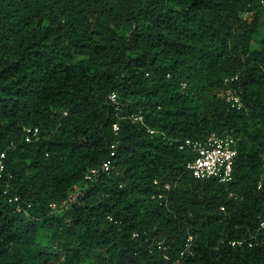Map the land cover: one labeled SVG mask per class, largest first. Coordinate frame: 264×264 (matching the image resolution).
<instances>
[{
  "label": "trees",
  "instance_id": "16d2710c",
  "mask_svg": "<svg viewBox=\"0 0 264 264\" xmlns=\"http://www.w3.org/2000/svg\"><path fill=\"white\" fill-rule=\"evenodd\" d=\"M212 134L237 139L229 184L179 147ZM2 152L0 264H264L262 0H0Z\"/></svg>",
  "mask_w": 264,
  "mask_h": 264
},
{
  "label": "built area",
  "instance_id": "2783aa9c",
  "mask_svg": "<svg viewBox=\"0 0 264 264\" xmlns=\"http://www.w3.org/2000/svg\"><path fill=\"white\" fill-rule=\"evenodd\" d=\"M262 5L264 6V0H262ZM238 77L230 79V81L237 80ZM229 79L227 83L230 82ZM221 97L234 109H240L243 107V101L239 94H237L232 88L228 87L219 91ZM111 103L117 108L120 109L121 103L117 93H112L109 96ZM130 119L135 123H144L145 117L141 113H135L130 115ZM113 131L116 135H119L120 125L118 122L114 123ZM38 128H28L26 131V141L32 142L39 135ZM150 134H155L156 131L149 129ZM238 142L237 139L232 135L220 136L217 134H212L206 140H192L187 139L180 142V149L186 150L189 149L195 153V158L188 162L187 169L196 179H216L220 183L229 184L233 182L234 179V166L236 158L238 156ZM117 145H113L110 156L105 160L99 168H93L86 174V181L95 182L103 173H109L113 166V158L116 155ZM6 152L0 154V195L8 194L7 188H3L1 181L4 178V175L7 170L6 165ZM155 185L159 188V192L155 193L152 198L159 200L162 205H169V202L173 196L175 186L172 183H161L160 181H155ZM261 187V183L259 185ZM16 201V199L14 200ZM9 202H13V199H9ZM52 207H55L52 205ZM110 221H114L113 217H109ZM116 224H119L118 221H115ZM259 232H264V218L261 219ZM252 236L250 241L245 240H235L230 242L232 246H242L245 243L251 247L253 246ZM159 246L162 250L166 251L167 247L163 245V242L159 243ZM191 247V239L186 245L185 252L189 251Z\"/></svg>",
  "mask_w": 264,
  "mask_h": 264
}]
</instances>
